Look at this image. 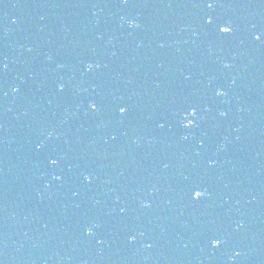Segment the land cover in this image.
<instances>
[{
  "label": "water",
  "instance_id": "95a60500",
  "mask_svg": "<svg viewBox=\"0 0 264 264\" xmlns=\"http://www.w3.org/2000/svg\"><path fill=\"white\" fill-rule=\"evenodd\" d=\"M0 264H264V0H0Z\"/></svg>",
  "mask_w": 264,
  "mask_h": 264
},
{
  "label": "snow or ice",
  "instance_id": "6c2138e0",
  "mask_svg": "<svg viewBox=\"0 0 264 264\" xmlns=\"http://www.w3.org/2000/svg\"><path fill=\"white\" fill-rule=\"evenodd\" d=\"M212 6H213V4L211 2H209L208 7H212ZM209 22H211V21H209ZM217 30L219 33H221L223 35H227V34L231 33V31H232L231 23L228 22V23L220 24L217 26ZM259 38H260L259 36L256 37V39H259ZM89 67H91V65H89ZM62 87H63V85H61V88ZM90 107H91V109L96 110L98 108V105L95 102H91ZM126 111H127V109L124 106H121L119 108L120 113H125ZM197 113H198V108L196 105H190L189 108L186 109V111H185L186 119L184 121L185 127L195 125V123H196L195 117H196ZM52 162L56 163L55 160H53ZM88 179H90V177H88ZM192 195L194 198L199 199V198L203 197L204 195H206V193L202 189H194L192 192ZM92 232H93V229L91 227L86 229L87 234L91 235ZM220 242H221L220 240H214L213 241V243H215L216 245L220 244Z\"/></svg>",
  "mask_w": 264,
  "mask_h": 264
},
{
  "label": "clouds",
  "instance_id": "9594fccd",
  "mask_svg": "<svg viewBox=\"0 0 264 264\" xmlns=\"http://www.w3.org/2000/svg\"><path fill=\"white\" fill-rule=\"evenodd\" d=\"M129 23L131 24V23H133L132 21H129ZM215 244V243H214Z\"/></svg>",
  "mask_w": 264,
  "mask_h": 264
}]
</instances>
